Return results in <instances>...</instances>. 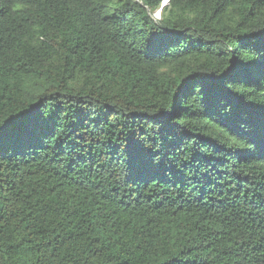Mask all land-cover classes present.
<instances>
[{"label": "trees", "instance_id": "1", "mask_svg": "<svg viewBox=\"0 0 264 264\" xmlns=\"http://www.w3.org/2000/svg\"><path fill=\"white\" fill-rule=\"evenodd\" d=\"M0 264H264V0H0Z\"/></svg>", "mask_w": 264, "mask_h": 264}, {"label": "rangeland", "instance_id": "2", "mask_svg": "<svg viewBox=\"0 0 264 264\" xmlns=\"http://www.w3.org/2000/svg\"><path fill=\"white\" fill-rule=\"evenodd\" d=\"M159 16H160V11L158 10L155 14L152 15V18L154 20H158L159 19Z\"/></svg>", "mask_w": 264, "mask_h": 264}]
</instances>
